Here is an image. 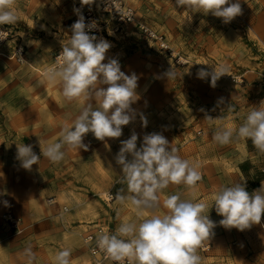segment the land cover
<instances>
[{"label":"rangeland","instance_id":"374dc122","mask_svg":"<svg viewBox=\"0 0 264 264\" xmlns=\"http://www.w3.org/2000/svg\"><path fill=\"white\" fill-rule=\"evenodd\" d=\"M77 1L15 0L17 22L0 25L7 32L0 44V52L2 47L8 48L6 53L0 54L6 59H0V161L20 165L16 158V144L32 145L33 151L41 157L38 164L33 165L35 168L32 166L28 170V174L33 176L32 182L23 181L26 195L33 187V231L28 232L21 217L11 212L3 214L2 219L10 224L13 233L21 235L15 239L16 243L25 249L33 245L35 264H57L56 255L62 250H73L76 256H87L78 241L63 240L61 222L55 219L45 221L42 213L39 216L40 208L48 206V196L60 204L65 201L68 213L89 198L95 202H109L115 198L113 191L103 190L98 194L95 187L93 189L87 184L89 176L85 168H78L81 163L98 164L100 168H120L115 162L120 141L128 139L133 132L138 135V147L143 136L153 132L166 134L167 139L192 137L236 162V145L243 139H237L234 134L231 143L220 145L213 140V134L222 129H238L251 107L264 101V57H260L264 54L255 57L261 52L248 39V24L238 16L231 23L224 24L221 18L211 14L190 13L187 9L177 8L175 0H122L135 8L140 21L163 35L169 48L161 47L158 40L142 34L131 24L113 32L109 22L106 40L112 47L104 62L108 58H116L123 72H135L139 77L136 89L139 99L133 104L137 115L130 124L132 129L127 132V125L122 126V136L107 139L106 143L88 133L84 138L87 150L62 149L65 151L64 159L51 163L42 156L39 139L44 147L58 142L63 126L71 125L87 103L85 100L67 101L62 95L61 83L57 82L54 90L58 93H54L53 103L46 107L52 111L50 115L45 108V101L49 100L47 87L53 85L47 81L45 73L54 66L55 54L69 40ZM189 15L192 16L191 21H188ZM20 49L22 58L18 54ZM33 56H41L47 64L43 75L35 76L25 67V62L31 64L27 59H33ZM221 64L226 65L229 72L217 81L214 88L210 86V78H197L198 69L211 71L212 65ZM171 67L177 72V77L168 81L163 74ZM221 98L223 103H218ZM141 115L147 119L146 127L142 125ZM227 119L235 124L227 123ZM246 143L258 159L264 155L250 139H246ZM109 193L113 195L110 199ZM90 207L96 208V205L89 204L87 209ZM8 214L16 217V225L6 219ZM37 218L42 222L36 224ZM115 230L113 228L112 234ZM109 232L111 234V229ZM62 242L72 247L68 249ZM44 246L55 251L46 254ZM242 255L246 260L255 256L254 252ZM69 261L76 264L71 251Z\"/></svg>","mask_w":264,"mask_h":264},{"label":"clouds","instance_id":"9594fccd","mask_svg":"<svg viewBox=\"0 0 264 264\" xmlns=\"http://www.w3.org/2000/svg\"><path fill=\"white\" fill-rule=\"evenodd\" d=\"M80 2L89 5L94 0ZM14 5L15 0H0V25L17 22L18 12ZM175 5L190 13L211 14L221 18L224 24L231 23L242 14L240 0H175ZM109 6L115 9L114 4ZM74 12L78 19L70 26L71 35L67 44L62 46L58 66L49 68L45 76L51 84L61 83L62 95L67 101L85 100L87 103L71 125L63 126L58 142L44 147L39 139L41 154L51 163L64 159L65 151L62 149L87 150L84 138L88 133L105 143L107 139L120 138L122 126L130 124L137 115L132 105L139 99L136 91L138 75L123 72L116 58H108L104 62L111 43L91 34L96 29L95 21L86 23L79 9H74ZM191 19L189 15L188 21ZM212 66L211 71L198 69L197 78H210V86L214 88L229 69L223 64ZM163 75L168 81L174 80L177 72L171 67ZM218 103H223V99ZM206 118L213 119L210 116ZM141 120L146 127L147 119L141 115ZM234 134L237 139H250L253 146L264 153V101L251 107L238 129L218 130L213 134V140L226 145L232 142ZM137 141L135 132L120 141L115 162L120 166L122 175L119 182L126 184L127 194L121 188L115 199L121 204L130 202L137 210L140 222H124L113 234H99L98 248L121 264L125 258L129 264L133 261L135 264H201L197 250L205 239L214 234L213 229L217 226V222L209 218V211L205 214L207 205L173 194L163 200L162 206L167 210L165 214H158L162 190L170 184H184L193 189L202 180L199 163L181 158L178 150L170 147L171 143L161 133L145 134L139 147ZM16 147V158L23 169L31 170L34 164H38L41 157L33 151L32 145L16 144ZM213 200L212 207L222 217L219 226L243 232L254 224H260L264 216V182L251 193L246 190L245 183L221 185L214 190ZM25 251L28 264H32L34 254L31 248ZM69 256L68 250L58 252L57 264H70Z\"/></svg>","mask_w":264,"mask_h":264},{"label":"crops","instance_id":"0c3cea01","mask_svg":"<svg viewBox=\"0 0 264 264\" xmlns=\"http://www.w3.org/2000/svg\"><path fill=\"white\" fill-rule=\"evenodd\" d=\"M240 3L242 14L237 18L248 24L250 28L248 39L261 52L260 54L256 53L255 57H257L264 54V0H240ZM6 49H8L7 46L2 47L0 54L6 53ZM260 57H264V55ZM0 59L6 60L1 56ZM27 60L33 65L31 66V64L25 62V67L30 73L35 76L43 75V70L47 64L42 61L41 56H33V59ZM247 61L249 62L248 59ZM257 65H260L258 61ZM237 72L242 71L237 70ZM48 87L46 92L49 94V100L45 101V108H48L47 105L53 103L55 99L54 93H58V91L54 90V84ZM55 101L58 102V100ZM47 108V114L50 115L52 111ZM227 121V123L235 124L233 121L230 122V119H227ZM130 124L126 126L127 132L132 129ZM163 135L167 138L166 134ZM168 141L171 143L170 147L178 150V155L181 158L187 159L192 163H199L200 167L198 170L202 174V180L193 189H189L184 184H170L166 189L162 190L159 194L161 208L158 210V214H165L167 210L162 206L163 200L173 194H179L182 199L192 200L194 203H204L207 205L205 214L209 211V218L217 222V226L213 229L214 234L202 242L207 246H200L197 250V254L201 257V264H215L214 262L218 264H261V262H264L261 261V259H264V216H262L260 224H254L250 229H246L243 232L235 228L229 230L219 226L218 222L222 217L217 215L214 206L212 207L214 190L221 185L231 186L236 183H245L246 190L250 193L258 189L261 183L264 182V171H262L264 169V155L258 159L257 155L252 151V147L247 145L246 139L238 141L236 145V162L224 154H219L209 149L208 144L198 143L192 137L182 139L174 136ZM95 166L81 163L78 168H85L89 176V180L86 182L91 188H96V193L101 194L103 190H108L113 191L116 195L121 188H124L126 193V184L119 182L122 173L120 168H100L101 166L98 164ZM28 173V170L23 169L19 164H9L0 161V264H28L26 249L20 243L15 242V239L21 235L13 233L10 224L2 219L3 214L11 212L13 215L21 217L22 223H24L23 227H27L28 232L31 233L33 231V187L28 195L25 194L26 192L23 188L24 180H30L31 182L33 180V176ZM50 197L52 196H48V198ZM5 202H7V206H5ZM55 202H48L47 200L48 206L40 208L39 216L42 213L45 221L55 219L61 222L63 240L67 238L74 242L78 241V244L85 248L86 257L82 255L76 256L73 250H68L71 251L76 264H95V260L90 255L83 240L86 232L93 230L98 225H103L109 227L112 234L113 228H117L121 223L136 222L138 224L141 219L137 216V210L130 202L121 204L115 198L109 202H95L89 198L83 203H78L75 206V211L68 213V209L63 214H60L61 207L67 204L65 201L61 202V204L59 201L58 203L56 202L57 204ZM89 204L96 205V208L90 207L87 209ZM15 216L14 218H16ZM39 222H42V220L37 218L35 223ZM111 224L112 226H110ZM62 244L68 249L72 247H67L64 242ZM29 247L33 253V245ZM44 248L46 254L55 251L46 246ZM245 252H254L255 256L250 258L251 260H246V257L242 255ZM32 264H35L33 260ZM102 264L112 263L104 261ZM133 264H135L134 261Z\"/></svg>","mask_w":264,"mask_h":264},{"label":"built area","instance_id":"2783aa9c","mask_svg":"<svg viewBox=\"0 0 264 264\" xmlns=\"http://www.w3.org/2000/svg\"><path fill=\"white\" fill-rule=\"evenodd\" d=\"M108 4H114L115 9L111 6L107 7ZM75 9H79L82 12L86 23L95 21L96 29H94L91 34H94L97 37H103L106 39L108 34L107 24L109 22L110 28L113 32L121 31L124 25L131 24L142 34L158 40L161 47L169 48L168 44L163 38V35L159 34L155 29L140 21L137 17L135 8L130 4L124 3L122 0H94V2L89 5H82L80 0H78ZM74 13L73 23L78 19L77 13ZM6 33L7 32L0 27V44L6 38ZM60 52L61 50L55 54L53 67L58 66ZM262 171H264V169H262ZM108 195V199L112 198L113 196L111 193ZM48 202H53V198L50 197ZM68 209L69 208L67 205H62L60 214L65 213ZM6 219L10 220L14 225L17 223L11 214H8ZM104 232L110 234L107 227L98 225L93 230H90L84 234L83 240L87 245L90 255L94 258L95 264H102L104 261H109L112 264H121V262L112 260L105 254L104 251L98 248L97 236ZM201 246L205 247L207 245L202 243ZM128 263V259L125 258L123 264Z\"/></svg>","mask_w":264,"mask_h":264},{"label":"bare ground","instance_id":"6f19581e","mask_svg":"<svg viewBox=\"0 0 264 264\" xmlns=\"http://www.w3.org/2000/svg\"><path fill=\"white\" fill-rule=\"evenodd\" d=\"M18 54H19V58H22V57H21V49L18 50Z\"/></svg>","mask_w":264,"mask_h":264}]
</instances>
